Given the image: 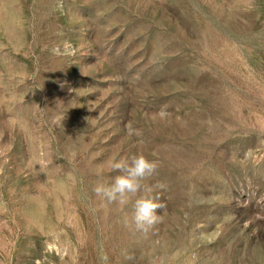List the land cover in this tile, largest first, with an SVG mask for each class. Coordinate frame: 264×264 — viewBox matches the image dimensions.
<instances>
[{
  "label": "rangeland",
  "instance_id": "obj_1",
  "mask_svg": "<svg viewBox=\"0 0 264 264\" xmlns=\"http://www.w3.org/2000/svg\"><path fill=\"white\" fill-rule=\"evenodd\" d=\"M0 264H264V0H0Z\"/></svg>",
  "mask_w": 264,
  "mask_h": 264
},
{
  "label": "clouds",
  "instance_id": "obj_2",
  "mask_svg": "<svg viewBox=\"0 0 264 264\" xmlns=\"http://www.w3.org/2000/svg\"><path fill=\"white\" fill-rule=\"evenodd\" d=\"M166 109L151 114L153 120L166 121L169 118ZM131 128V125L128 126ZM111 170L119 173L110 184L97 183L93 192L108 204H118L127 207L131 205V221L126 226H134L135 230L147 234L163 221L165 205L157 198L142 193H150L153 187L163 188L162 184L149 185L158 171V162L149 159L142 152L136 153L126 159H113L110 162ZM106 259V257H102Z\"/></svg>",
  "mask_w": 264,
  "mask_h": 264
}]
</instances>
